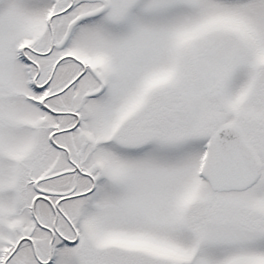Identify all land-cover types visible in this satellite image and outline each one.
<instances>
[{
    "label": "snow or ice",
    "instance_id": "1",
    "mask_svg": "<svg viewBox=\"0 0 264 264\" xmlns=\"http://www.w3.org/2000/svg\"><path fill=\"white\" fill-rule=\"evenodd\" d=\"M0 264H264V0H0Z\"/></svg>",
    "mask_w": 264,
    "mask_h": 264
}]
</instances>
